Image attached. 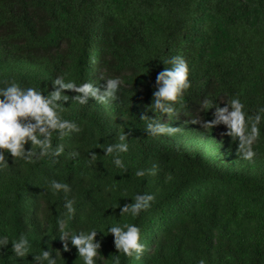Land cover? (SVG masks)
I'll return each instance as SVG.
<instances>
[{"label": "trees", "instance_id": "1", "mask_svg": "<svg viewBox=\"0 0 264 264\" xmlns=\"http://www.w3.org/2000/svg\"><path fill=\"white\" fill-rule=\"evenodd\" d=\"M175 55L188 63L191 86L175 114H157L176 131L152 135L140 116L156 74L170 67L162 61ZM21 65L38 71L8 70ZM57 77L97 86L119 77L121 85L108 103L65 102L61 115L79 131L53 132L60 155L9 157L0 168V238L9 240L0 264H36L41 249L57 264H83L59 237L92 229L97 264L115 255L120 264H264V0H0V88L14 81L47 94ZM234 98L245 113L242 136L204 123ZM125 133L121 168L103 149ZM52 180L70 191H54ZM145 193L155 195L150 207L120 215ZM117 223L140 228L142 251L118 253L107 231ZM21 234L30 242L24 256L11 247Z\"/></svg>", "mask_w": 264, "mask_h": 264}, {"label": "clouds", "instance_id": "2", "mask_svg": "<svg viewBox=\"0 0 264 264\" xmlns=\"http://www.w3.org/2000/svg\"><path fill=\"white\" fill-rule=\"evenodd\" d=\"M170 67H164L156 74L155 89L152 93V103L147 106V112L140 116L146 122V130L152 135L169 134L176 131L175 127L169 126L158 119L157 114L171 116L176 113L175 102L183 96L184 92L190 88L188 79V63L181 55H175L162 61ZM121 80L119 77L109 78L106 86H97L93 82L77 84L74 81H66L63 77H57L52 83V90L45 94L34 87H22L17 82H11L7 87L0 88V168L9 166V157H18L31 160L33 157L44 156L54 151L55 155H60L64 148L62 145L53 149V132L58 137H64L72 131H79L77 124L61 115L62 107L69 99L80 104H87L95 98L104 103L110 102L117 97ZM74 92V96H69L68 92ZM205 101V104H211ZM214 105L212 119L204 123L213 127L224 125L227 136L232 134L243 135L245 125V113L242 111L243 104L238 98L231 100L230 104L225 103ZM154 113L155 115H149ZM167 120L166 116L164 120ZM261 117L258 115L256 120ZM167 122V121H166ZM255 125L252 132L256 133ZM127 133L120 136V143L108 144L103 149L105 155L113 154V162L116 166L123 168L124 164L120 153L128 152L129 144L126 142ZM37 146V152L33 147L26 148V145ZM96 153H92L95 157ZM248 157L253 155L252 151L246 153ZM143 171H137V176H142ZM54 191H70L66 183L56 180L51 181ZM155 200V195L150 193L137 194L135 200L130 204L121 206L120 215L131 213L136 216L141 210L150 207ZM74 202L66 200L65 208L69 213L74 212ZM61 227L64 220H58ZM108 233L114 237V246L118 253L123 252L131 256L133 252L139 253L144 245L141 241L140 228L135 224H114L107 229ZM99 231H64L59 239L63 243L65 252L71 251L70 244L77 249L78 258L83 264H97L95 259L101 255L99 249L101 242L96 239ZM7 237L0 238V247L7 246ZM13 251L18 256H24L30 252V242L28 238L21 234L15 241L11 242ZM36 264H57V258L53 257L51 251L41 249L39 255L33 256ZM113 264H120L119 255H115ZM200 264H205L203 259Z\"/></svg>", "mask_w": 264, "mask_h": 264}, {"label": "rangeland", "instance_id": "3", "mask_svg": "<svg viewBox=\"0 0 264 264\" xmlns=\"http://www.w3.org/2000/svg\"><path fill=\"white\" fill-rule=\"evenodd\" d=\"M8 70L10 72H27V71H38L37 67L28 66V65H21V66H8ZM165 121L170 122L171 120L167 118Z\"/></svg>", "mask_w": 264, "mask_h": 264}]
</instances>
